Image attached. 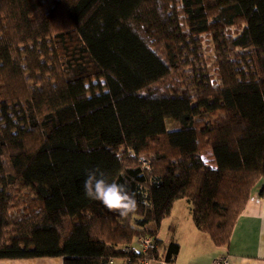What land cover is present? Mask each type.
<instances>
[{
    "label": "trees",
    "instance_id": "trees-1",
    "mask_svg": "<svg viewBox=\"0 0 264 264\" xmlns=\"http://www.w3.org/2000/svg\"><path fill=\"white\" fill-rule=\"evenodd\" d=\"M262 178L264 0H0V259L104 264L179 199L225 246Z\"/></svg>",
    "mask_w": 264,
    "mask_h": 264
},
{
    "label": "crops",
    "instance_id": "crops-1",
    "mask_svg": "<svg viewBox=\"0 0 264 264\" xmlns=\"http://www.w3.org/2000/svg\"><path fill=\"white\" fill-rule=\"evenodd\" d=\"M264 178L250 190L248 200L237 217L229 242L215 246L207 234L199 231L192 219L190 204L185 199L173 203L170 214L159 224L156 237L163 251L170 240L179 248L175 264H210L218 255L229 256L231 264H264V197L260 190ZM166 221L164 229L162 223ZM0 264H63L61 257L0 259Z\"/></svg>",
    "mask_w": 264,
    "mask_h": 264
},
{
    "label": "clouds",
    "instance_id": "clouds-1",
    "mask_svg": "<svg viewBox=\"0 0 264 264\" xmlns=\"http://www.w3.org/2000/svg\"><path fill=\"white\" fill-rule=\"evenodd\" d=\"M83 190L87 199L101 202L107 210L121 217H128L138 210L135 194L125 185L110 180L99 167L86 171Z\"/></svg>",
    "mask_w": 264,
    "mask_h": 264
},
{
    "label": "built area",
    "instance_id": "built-area-1",
    "mask_svg": "<svg viewBox=\"0 0 264 264\" xmlns=\"http://www.w3.org/2000/svg\"><path fill=\"white\" fill-rule=\"evenodd\" d=\"M122 253L106 258L104 264H175L173 259H167L163 251H160L158 238L146 234L134 238L130 243L116 247ZM134 253L135 255H131ZM210 264H231L229 256L218 255Z\"/></svg>",
    "mask_w": 264,
    "mask_h": 264
},
{
    "label": "rangeland",
    "instance_id": "rangeland-1",
    "mask_svg": "<svg viewBox=\"0 0 264 264\" xmlns=\"http://www.w3.org/2000/svg\"><path fill=\"white\" fill-rule=\"evenodd\" d=\"M168 121H169V120H166V124H167ZM175 126H176V125H175L174 123H171V122L168 123V127H169V128H173V127H175ZM168 127H167V128H168ZM209 154H210V152H207L205 155L202 156L203 161H204L205 163H207V164L213 165L212 162H211L210 159H209V158H210ZM166 223H167L166 221H163V223H162V229H164ZM147 227H148L149 229H154V228H155V226H154L153 223L148 224Z\"/></svg>",
    "mask_w": 264,
    "mask_h": 264
}]
</instances>
